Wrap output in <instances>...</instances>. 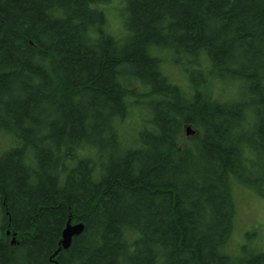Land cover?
I'll return each instance as SVG.
<instances>
[{
  "label": "trees",
  "instance_id": "trees-1",
  "mask_svg": "<svg viewBox=\"0 0 264 264\" xmlns=\"http://www.w3.org/2000/svg\"><path fill=\"white\" fill-rule=\"evenodd\" d=\"M106 2L0 0V264H264L227 251L234 183L264 197V0H130L94 47Z\"/></svg>",
  "mask_w": 264,
  "mask_h": 264
},
{
  "label": "rangeland",
  "instance_id": "rangeland-1",
  "mask_svg": "<svg viewBox=\"0 0 264 264\" xmlns=\"http://www.w3.org/2000/svg\"><path fill=\"white\" fill-rule=\"evenodd\" d=\"M124 2L122 0H116L111 4V2H106L103 5V10L106 13V22H108L107 30L110 33H117L121 31V25L118 23V14L121 11V6ZM117 3V4H116ZM163 71L166 72L167 76L170 77L172 82L178 83L183 86L185 82V75L180 71L178 67L170 66L164 63L162 65ZM229 89V86L227 88ZM216 93H220L224 97L223 89H220V85L213 89ZM251 126L248 125L245 131H250ZM125 131H134L123 128ZM6 141V140H5ZM5 147L4 142L0 141V148ZM233 195L236 205V215L234 218V225L230 243L228 245L227 251L232 253H237L243 251H260L264 249V197L258 195L254 191L245 186L233 185ZM1 218V217H0ZM78 222L73 221L71 224L75 225ZM9 233V231H8ZM10 234V233H9ZM15 237V235H14ZM13 239V236L9 237ZM18 238V236H17ZM246 246L244 250L241 248ZM237 249V252H235Z\"/></svg>",
  "mask_w": 264,
  "mask_h": 264
},
{
  "label": "bare ground",
  "instance_id": "bare-ground-1",
  "mask_svg": "<svg viewBox=\"0 0 264 264\" xmlns=\"http://www.w3.org/2000/svg\"><path fill=\"white\" fill-rule=\"evenodd\" d=\"M106 1H108V2H111V4L113 3V2H115L116 0H106ZM123 2H124V4L123 5H121V4H119V2H117L118 4H119V6H121V8H123V9H121V11H119V14H118V16H119V18H117V19H119L118 20V23L121 25V29L123 30H126V28H125V17H126V15H127V11H126V4H130V0H122ZM116 3V4H117ZM124 17V18H123ZM106 27H108V22H106V23H104V24H102V26H98V28L97 29H94V30H89V31H87L86 32V34H85V36H86V38L90 41V45H92V46H94V47H98L97 46V44L100 42V40H99V37H100V34H103V31H104V28H106ZM50 58H51V56H50ZM53 64L51 63V62H48V68L50 67V66H52ZM54 65L57 67V68H60L59 67V65H57V64H55L54 63ZM231 74H228V76H230ZM224 79H227L226 78V76L224 77ZM235 81H241V79H235ZM129 82V79H127L126 77H124L123 79L121 78V83H124V84H126L125 86H123V87H127V83ZM205 82L202 84V85H200L199 87L200 88H203L204 86H205ZM225 85H227V86H230V83L229 82H225ZM145 87V86H144ZM208 86H206L205 88H207ZM203 91H205V90H207V89H202ZM211 93H212V96H216V92L214 91V90H211ZM130 108V107H129ZM100 131H103L102 132V138H104V137H106L109 133L107 132V131H113L109 126H106V127H103ZM195 133H196V131H195ZM194 133V134H195ZM186 134V133H185ZM194 134H192V135H186V137H190V136H193ZM120 148H118L120 151H122V152H125V153H128V152H130V148L128 147V146H125V145H118ZM67 172V170L66 169H64V168H62V169H60V170H58V175H57V177H61L62 175H64V173H66ZM51 173H53V171L51 172ZM97 177L99 178V174H97ZM74 237V236H73ZM11 241H13V243H15L16 242V238L13 236V239H11ZM54 255L52 254L51 256H50V259L53 257ZM48 260H49V257H48ZM122 260H123V262L124 263H129V260H131V257H130V255L126 252V251H124V256H123V258H122ZM42 264H43V262H42Z\"/></svg>",
  "mask_w": 264,
  "mask_h": 264
},
{
  "label": "water",
  "instance_id": "water-1",
  "mask_svg": "<svg viewBox=\"0 0 264 264\" xmlns=\"http://www.w3.org/2000/svg\"><path fill=\"white\" fill-rule=\"evenodd\" d=\"M184 131H185L186 135H188V136L195 133V130L189 125H187L184 128ZM82 227H83L82 223H79V222L75 225H72L70 222H68L66 224L65 228L62 231V237H61V242H60L62 248H64V249L69 248L73 236L79 234L82 231ZM7 233H8V231H7ZM12 243H13V241H12ZM56 252L53 254L54 256H55Z\"/></svg>",
  "mask_w": 264,
  "mask_h": 264
}]
</instances>
